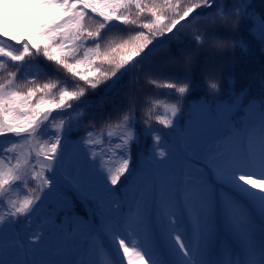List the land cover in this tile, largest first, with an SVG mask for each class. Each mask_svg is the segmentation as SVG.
<instances>
[{
  "label": "snow or ice",
  "instance_id": "6c2138e0",
  "mask_svg": "<svg viewBox=\"0 0 264 264\" xmlns=\"http://www.w3.org/2000/svg\"><path fill=\"white\" fill-rule=\"evenodd\" d=\"M213 2L0 0V202L6 206L0 264H233L230 247L243 257L236 264H264V105L205 101L178 117L181 108L177 114L172 102L157 100L143 118L145 134L153 133V110L160 106L164 114L155 121L173 134L165 141L153 133L155 156L135 165L134 95L115 122L107 118L99 132L89 124L79 139L71 137L82 121L65 111L88 89L117 77L157 36ZM248 4L239 0L234 12L217 7L197 15L191 35L219 16L240 19ZM247 14L264 38V20ZM10 19L24 21L19 39L5 28ZM113 22L140 30L106 38ZM29 57H43L82 84L18 83L29 74ZM162 87L174 89L180 101L183 87ZM77 200L87 207L86 218L74 209ZM20 217L29 224L18 230Z\"/></svg>",
  "mask_w": 264,
  "mask_h": 264
},
{
  "label": "trees",
  "instance_id": "16d2710c",
  "mask_svg": "<svg viewBox=\"0 0 264 264\" xmlns=\"http://www.w3.org/2000/svg\"><path fill=\"white\" fill-rule=\"evenodd\" d=\"M231 0H221L222 5L229 4ZM182 3H188V0H182ZM197 9H194L195 11ZM248 12L254 13L261 20H264V0H252V4L245 12L244 15L238 20V26L235 31H229L224 27H212L207 29L205 37H222L240 43L247 48V51L242 53L235 47L231 51H225L222 54L210 53L203 48L196 45V42L191 35V27L193 24H182L176 29L169 39L161 44L154 46L155 42L164 36H157L152 44L140 53L142 55L149 48H152L150 53L145 57H140L133 62L129 70L121 77L116 84L115 89L109 92L103 102L87 105L88 109L92 112H101L102 110H111L109 105L117 103V97L124 96L121 101L128 104V97L135 96V115L137 117L147 114L150 106L157 100L160 102H175L178 94L174 89L162 87L166 83H174L179 86L182 81L187 80L190 82V87L187 95L182 98V105L199 99L202 95L208 92L205 87L203 76L209 68H220V87L225 84V78L232 77L235 79V84L240 89L246 88L251 92L257 88L256 73L258 66L264 65L263 54H260L258 44L254 37L248 33L250 16ZM188 29L189 31H185ZM140 29L135 26H124L117 24L114 27L106 28V38H127L129 35H134L135 31ZM179 30V31H178ZM183 51H192L195 53L193 65L190 73H186L182 68L175 64L165 66V61L169 56H179ZM257 54V56H256ZM139 55V56H140ZM37 59V58H36ZM37 69L43 77L54 78L59 77L66 80L71 87L77 83H81L78 79L69 77L63 70L57 71V68L51 62L45 60L43 57L37 59ZM121 69L117 75L122 71ZM114 77L112 78V80ZM111 80V81H112ZM151 80H156L157 84H151ZM101 86V85H100ZM123 86L124 92L120 90ZM116 88H118L116 90ZM120 90V92H119ZM104 94V90H87L84 99H92ZM112 96L116 97L112 99ZM83 99V100H84ZM181 100V99H180ZM122 110H126L123 107Z\"/></svg>",
  "mask_w": 264,
  "mask_h": 264
},
{
  "label": "rangeland",
  "instance_id": "374dc122",
  "mask_svg": "<svg viewBox=\"0 0 264 264\" xmlns=\"http://www.w3.org/2000/svg\"><path fill=\"white\" fill-rule=\"evenodd\" d=\"M239 0H231L229 2V4L227 5H222L219 4L217 7L222 9L225 13H230V12H234L235 8L238 6ZM252 4V0H249V4L247 5V9L250 7V5ZM216 7V8H217ZM215 8V10H216ZM214 11V10H213ZM24 23V21L22 20H15V19H10L9 23L5 25V28L9 34V36H13L16 37L17 39H19L21 36L24 35V29H22L20 27V25ZM114 23V22H113ZM196 23H198V21H196ZM114 25H116L114 23ZM257 25L256 23L253 21L252 18H250V22H249V29L247 30L248 33L250 35H252L254 37V40L256 41V43L258 44V49H260V54L264 55V38H258V33L255 31ZM3 39L6 40L7 43L13 44V46L18 47L19 45L16 44L15 40H8L7 37H3ZM195 41V39H194ZM236 49L240 50L242 53L247 51V48L244 47L241 42L240 43H236L235 46ZM257 56V54H256ZM38 59V57H36ZM35 58V60H33L32 57H29L28 60L25 62V68L26 70L29 72V74L26 77H22V76H18V83H22L23 80L26 79H37L38 82L40 83H44L46 82L48 79L47 77H43L40 74V70L37 69V59ZM0 59H2V57H0ZM262 60H264V57H262ZM11 62H9L10 64ZM9 70H15V68H9ZM258 72L256 73V83L255 85L257 86L256 89H254L251 94L250 91H248L246 88L240 89L239 86L237 84H235V79L232 77H227L225 78V84L223 85V87H220V90L218 93H213L210 94L209 92L206 93V95H202L199 99L190 101L188 103H186L185 105H181V113L178 114V117L186 112L190 106H193L194 110H199L200 109V105L199 104H203L206 102L208 103H212L213 105H215V103L218 104H227V103H233V104H242L245 108L248 107H252L253 110H255L256 107H258L260 104L264 105V65L262 66H258ZM33 73H35V76L33 75ZM2 74V73H0ZM49 79H58L60 80L62 85L65 86H69L68 82L66 80H63L59 77H54V78H49ZM111 84V81H105L103 84H101V86L99 85L97 89L104 90ZM73 87V85L71 86ZM97 89H89V90H97ZM115 89V88H114ZM118 88H116L117 90ZM120 90L122 92H124V88L123 86L120 87ZM119 90V92H120ZM127 95L124 96H119L117 97V103L114 104V109H113V104L109 105V107L111 108V110H102L101 112H92L88 109V106H85L84 108H80L78 106V104H80V101H82L84 98L81 97L80 100L75 101L73 103V108L76 107L75 109H67L65 110L69 115H72L74 118L82 121V124L79 128V130H77V132H74L72 135V139H79L82 136H86L87 132L84 130L86 126H88L89 124H93L95 125V131L99 132L100 128L104 126V121L111 117L113 122H115L116 118L118 116H120L123 112L122 108L126 107L127 108V103H123L121 100L124 99V97H126ZM116 97L112 96V99H114ZM99 102V101H97ZM163 103H169V102H161V104ZM154 104V103H153ZM78 106V107H77ZM153 106V105H152ZM152 106H150L149 108H152ZM154 114L152 115V121H151V127L153 129V133L160 135L162 137V140H169L171 138V136L168 134L167 130L171 131L173 133V130L170 128H164L162 125H159L156 121H155V114H159V115H163L164 114V109L162 106L156 108L153 110ZM242 111H238L237 112V116L242 115ZM55 115V113H54ZM136 123H135V132L137 133V139L131 143L130 145V156H131V163L132 165H135L136 163H138L140 161V158L142 157H149V156H155V151L153 149V144L154 141L152 140V134L153 133H149V134H145V125L143 124V118L144 117H140L138 118L136 115ZM58 118H60L58 116ZM175 119V118H174ZM184 117L183 115L181 116V120L180 122L183 123ZM89 130H93V129H89ZM49 131L51 132L52 129H49ZM105 137H106V132H105ZM44 139H47L48 137L45 136L43 137ZM0 139H3L2 137H0ZM116 142V141H114ZM8 145H4V147H7ZM134 147V151H132ZM0 152H3V148H0ZM105 160H108V157L105 156L104 157ZM139 159V160H138ZM14 162V161H13ZM122 180L124 179L123 177L121 178ZM117 189L120 188V185L118 184ZM20 193L24 194L26 193V189L24 188H20ZM13 198H15V195H13ZM74 209L77 211L78 215H82L85 218L87 217V214L84 210V207L82 206L80 201H74ZM6 211V206L2 205V202H0V212H4ZM19 223L16 224V228L18 230L23 229L25 226H27L29 224V222L24 219L23 217L18 218ZM35 230V223H33L31 225V228L29 229V233L31 234L32 232H34ZM23 236V233H21ZM37 243H40L39 241H37ZM231 248V247H230ZM227 251V253H230L229 251ZM226 253V254H227ZM223 255V254H222ZM120 256L122 258V253H120Z\"/></svg>",
  "mask_w": 264,
  "mask_h": 264
},
{
  "label": "clouds",
  "instance_id": "9594fccd",
  "mask_svg": "<svg viewBox=\"0 0 264 264\" xmlns=\"http://www.w3.org/2000/svg\"><path fill=\"white\" fill-rule=\"evenodd\" d=\"M238 20L239 19L235 15H223L219 16L214 23L208 25L206 28H194L192 36L195 39L196 45L214 54H222L225 51H231L235 47V42L233 40L215 36L204 38L205 32L207 29L214 26H222L229 31H235L238 26ZM196 33H198V35H196ZM194 57V52L183 51L179 56H171L169 60L165 61V66L169 65V63L175 64L182 68L186 73H190ZM203 80L205 87L210 94L218 93L220 90V68L216 67L207 69L204 73ZM179 86L184 88V92L179 94L181 96V100L179 102H173L177 114L179 113L182 105V98L187 95L190 82L184 80Z\"/></svg>",
  "mask_w": 264,
  "mask_h": 264
},
{
  "label": "water",
  "instance_id": "95a60500",
  "mask_svg": "<svg viewBox=\"0 0 264 264\" xmlns=\"http://www.w3.org/2000/svg\"><path fill=\"white\" fill-rule=\"evenodd\" d=\"M210 8H207V9H201V10H197V11H195V12H193V13H191V15H190V18H191V20L190 21H193L196 17H197V15H199V16H202V15H204V14H206L207 13V11L209 10ZM178 26V25H177ZM175 29H173V31H174ZM173 33V32H172ZM134 59L135 58H133V60L132 61H130V63L127 65V67L134 61ZM127 67L125 68V70L127 69ZM124 70V71H125ZM119 77V76H118ZM114 81H117V78L114 80ZM110 88H112V87H109L108 89H110Z\"/></svg>",
  "mask_w": 264,
  "mask_h": 264
}]
</instances>
